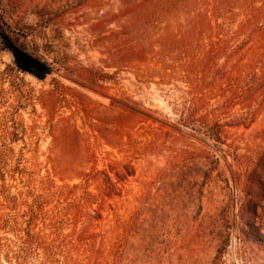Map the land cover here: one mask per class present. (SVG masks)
<instances>
[{
	"label": "rangeland",
	"instance_id": "374dc122",
	"mask_svg": "<svg viewBox=\"0 0 264 264\" xmlns=\"http://www.w3.org/2000/svg\"><path fill=\"white\" fill-rule=\"evenodd\" d=\"M181 2L0 0V144L31 177L8 183L22 193L23 227L35 211L44 242L54 227L63 242L50 261L38 247L16 258L21 244L7 231L0 264H111L128 225L132 264H264V195L257 218L242 208L264 151V114L219 149L180 122L207 74L188 78L182 68V38L199 10ZM189 44L197 57L211 48ZM48 173L57 187L44 192ZM83 173L101 182L57 193L82 184ZM104 173L128 174L112 198L97 195ZM35 196L43 209L26 205Z\"/></svg>",
	"mask_w": 264,
	"mask_h": 264
},
{
	"label": "trees",
	"instance_id": "16d2710c",
	"mask_svg": "<svg viewBox=\"0 0 264 264\" xmlns=\"http://www.w3.org/2000/svg\"><path fill=\"white\" fill-rule=\"evenodd\" d=\"M192 1H195L199 11L188 23L182 38L185 42L183 54L188 59L187 64L182 68L188 74V78L196 76L198 72L207 74H204L201 85L195 88V95L181 115L180 122L190 128L193 126L199 128L219 149L232 138L234 129H248L264 114V0H182L181 4L188 9ZM239 18L241 20L238 22ZM228 24L230 27L226 26ZM235 24L236 26L232 27ZM191 41L199 45L209 41L211 48L202 57H197L194 50L192 52L189 50ZM228 152L236 156L231 150ZM13 154L12 146L0 144V254L3 257L7 256L5 251L8 245L3 233L10 231L17 236L21 244L19 256L16 258L27 259L38 247L43 249L46 259L50 261L55 257L54 249L63 243L55 239L61 227H54L53 239L44 242L40 234L35 232L38 222L37 212L33 211L28 216L24 227L23 223H20L18 209L22 204L20 199L22 193H13L8 182L21 177L31 184V177L24 173V168L21 169L20 162L14 167L10 166V157ZM217 155L214 168L217 173H221L222 156L219 153ZM249 173H251L249 184L255 189L245 193L242 208H248L257 218L264 195L262 174L264 151L258 154ZM93 174L92 176L90 173H83L82 184L63 186L57 193L69 191L70 194H74L80 187H90L93 183L101 182L98 179L100 173ZM104 175L103 184L100 183L97 195L112 198L115 193H112L111 189L115 190V185L127 179L128 174L123 177L119 173H104ZM52 176L53 173H48V178L40 182L44 192L57 187L51 179ZM97 195L94 194L93 197ZM45 202L42 197L35 196L31 203L26 202V205L31 210L43 209ZM87 202L91 207L93 201L87 200ZM103 206L104 203L101 210ZM73 207H68V211L78 210L75 205ZM75 215L84 217L87 214L79 210ZM245 225L253 226V223ZM133 237L134 227L126 226L123 246L113 255L111 264H132ZM78 240L81 243L85 238Z\"/></svg>",
	"mask_w": 264,
	"mask_h": 264
},
{
	"label": "water",
	"instance_id": "95a60500",
	"mask_svg": "<svg viewBox=\"0 0 264 264\" xmlns=\"http://www.w3.org/2000/svg\"><path fill=\"white\" fill-rule=\"evenodd\" d=\"M21 53H22L23 55H25L27 58L33 60L34 62L41 64L43 67H46V65H44V64L40 63L39 61L33 59L32 57L28 56L26 53H24V52H21ZM43 78H44V77H43Z\"/></svg>",
	"mask_w": 264,
	"mask_h": 264
}]
</instances>
